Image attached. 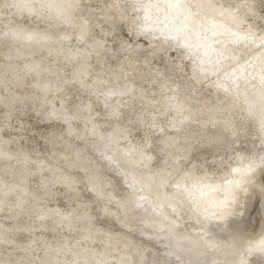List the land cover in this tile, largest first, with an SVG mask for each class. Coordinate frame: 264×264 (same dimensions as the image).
Instances as JSON below:
<instances>
[{
	"label": "clouds",
	"instance_id": "1",
	"mask_svg": "<svg viewBox=\"0 0 264 264\" xmlns=\"http://www.w3.org/2000/svg\"><path fill=\"white\" fill-rule=\"evenodd\" d=\"M0 264H264V0H0Z\"/></svg>",
	"mask_w": 264,
	"mask_h": 264
}]
</instances>
